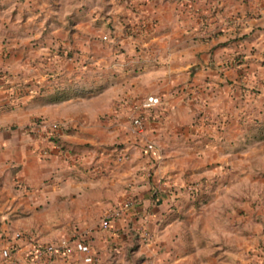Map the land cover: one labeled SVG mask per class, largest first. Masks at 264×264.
<instances>
[{"label": "crops", "instance_id": "obj_1", "mask_svg": "<svg viewBox=\"0 0 264 264\" xmlns=\"http://www.w3.org/2000/svg\"><path fill=\"white\" fill-rule=\"evenodd\" d=\"M73 1L80 5L71 15L66 13V18L58 16V9H67L61 1L28 0L26 9L45 12L44 25L35 19L28 20L27 25L15 21L17 14L23 18L28 15L21 12L20 6H14L13 21L0 15V264H39L34 257V234L44 235L48 242L66 236L71 242L79 237L91 244L90 253L54 255L51 264H166L167 260L161 261V245H128L127 239L145 218L149 220L148 230H158L161 244L160 220L169 215L167 203L174 198L171 190L163 188L162 204L152 205L154 197L149 189L153 182L144 172L150 167L148 159L129 160L112 168L110 161L99 155L117 137L122 115L111 113L103 119L99 114L93 117L84 113L81 120L88 123L83 129L60 133L68 147L40 142L48 146L49 152L46 158H39L33 147H37L40 133L32 134L24 125L38 116L61 118L63 114L55 111V106L60 109L87 95L55 100L54 95L62 94L59 90H64L63 84L53 87L44 80L36 87L39 92L33 93L30 86L20 83L22 87L16 88L2 75L22 72L12 62L36 54L31 42H53L69 34V27L76 22L89 25L91 20L94 30L100 29V16L91 10L107 9L113 21L112 33L122 48L115 49L121 54L111 52L110 56L112 90H116L110 100L116 99L119 92L136 90L160 95L168 109L161 126L153 121L147 130V137L164 146L165 154H175L172 162L167 159L154 168L157 179L162 169L173 168L176 155L191 153L200 146L190 148L186 141H192L190 131L199 126L193 121L205 101L215 118L210 122L220 124L223 130L211 129L201 158L210 165L204 169L213 167L216 158L237 153L238 183L244 187L264 186V0ZM5 2L0 3L1 13L8 9ZM185 4L193 10L183 15ZM208 11L213 12L207 15ZM118 12L128 28L119 25ZM39 25L45 27L44 33L37 32ZM94 42L99 40L94 38ZM95 57L103 61L100 51ZM101 80L80 91L98 89L100 93L107 86ZM179 88H186L189 96L186 98ZM179 134L182 142L177 145L171 140ZM121 149L137 154V147L131 148L128 143ZM90 150L94 153L89 161ZM251 165L258 170L253 179L246 175ZM175 170H171L174 180L180 174ZM25 184L28 190L22 188ZM257 192L245 190L239 195L242 201L252 198L258 207L264 198ZM128 194H136L139 199L136 209L132 207L127 215L114 220L109 230H103V210ZM18 232L21 234L16 237ZM4 249L9 250L8 257L3 256ZM255 259L254 264H264V259Z\"/></svg>", "mask_w": 264, "mask_h": 264}, {"label": "rangeland", "instance_id": "obj_2", "mask_svg": "<svg viewBox=\"0 0 264 264\" xmlns=\"http://www.w3.org/2000/svg\"><path fill=\"white\" fill-rule=\"evenodd\" d=\"M4 1L8 3L6 7L8 9L3 13L0 10V15L6 19L13 21L12 11H14V6H20L21 12L28 15L23 18L17 14L15 21H21L20 24L25 23L27 25L28 20L35 19L37 24L41 23V21L43 25L45 24V12L39 9L30 11L28 7L26 9L24 4H27L28 0H0V3L2 4ZM30 1L40 3V1L44 0ZM58 1H61L62 5L64 3L67 7L65 10L63 8L58 9V16L61 15V17L66 18L76 6L80 5V3L73 0ZM185 6L187 7L185 11L182 10L183 15H186V11L189 13L193 10V7L186 4ZM94 11L91 10V13L99 15L102 21L100 29L96 28L94 30L95 26L91 24V20L88 22L90 23L89 25L86 22H76V24H72L69 27V31L67 30L69 34H64L65 30H63L61 31L64 34L63 37H59L53 42H31L32 48L37 50L36 54L31 58L26 56L27 58H23L21 61L15 58V61L13 60L14 62H12L22 69V72L19 71V74H17L22 75V77L14 73L2 75L7 80L15 83L13 85L16 88L22 87L20 83L23 86H30L28 89H33V93L39 92L38 88L45 80L47 83H51L53 87L63 84L65 91L71 92V96L68 98L80 97L83 93L87 95V97L82 96V99L64 105L60 109H58L59 106L58 108L55 106V111L63 114L61 118L49 119V117L38 116L24 125L23 128L30 133H37V135L40 133L39 142L36 144L37 147H33V150L38 154L39 158H46L49 148L40 142L48 143L52 134L61 136L60 133L62 131L72 129L80 131V128L83 129L88 123L81 120L84 113L93 117L95 114H99L103 119L109 117L111 113V115L115 116L120 114L123 120L120 122V131L118 130L117 137L109 139L108 146L106 147L105 145L106 148L104 147L102 154L99 155L106 157L110 161L112 168L129 160L148 159L150 167L145 169L144 172H146V177L150 179V182H153L149 189V194L152 198L154 197L153 201L150 200L152 205L160 202L162 204L163 192L161 190L163 188L170 189L172 197H174L167 203L169 215L165 218L162 217L160 220L161 244L158 240V230L156 228L153 231L152 229L148 230L149 220L143 218L144 221H141L142 226L137 232L134 230V233H130V237L127 239L128 245H161V261L167 260L166 264H174V262L179 264H254V261L258 260L255 257L264 259V201L258 203V207H256L257 203H254L252 198L242 201L239 195L245 190H250V192L252 191L255 194L256 189H258L257 193H260V197L263 199L264 186L247 185L244 187L238 183L237 161L239 158L237 153L227 154L225 158H216L213 162V167L210 166L208 169H204L205 166L210 165L209 163L206 165L201 158L205 156L203 151L210 138L211 129L214 127L213 129L223 130L220 124L210 122L214 117L205 101L202 103L204 107L193 121V124H199V126L196 127L197 130L190 131L189 138L192 141H186V146L190 148H194L197 144L200 146L197 145L191 153L176 155L172 169L180 172L179 177L176 178L177 180L171 177L172 169H162L161 174L158 173L159 179H157L154 168L157 169L158 164L164 163L167 159L172 162L175 154H165L163 152L164 146L161 147L157 140L147 137V130L153 121L161 126V121L169 114L168 109L163 106L160 95L141 93L136 90L119 92L116 99L110 100L113 91H116L112 90L114 84H111L110 56L111 52L112 54H121V51H116L115 49L120 50L122 48L120 42L116 41L112 33L113 26L111 23L113 21L110 18L109 11L104 8L101 9V13ZM34 12L36 15L29 14ZM133 12L137 11L134 10ZM212 12L208 11L206 13L208 15ZM118 13L120 14L121 12ZM214 13L219 15L221 12L214 11ZM122 17L121 13L119 25L123 24V29L128 28ZM44 28L39 25L37 32L44 33ZM94 32L98 36H93ZM72 33H75V36H70ZM93 37L99 40L98 43L102 44V48L97 42H94ZM98 50L103 55L102 62H99L95 57L96 53L99 52ZM20 62L23 64L20 65ZM99 79H102L103 85L107 84L100 93L98 89L80 91L83 87L88 89ZM20 80L22 81L18 82ZM178 90L183 92L181 94L186 95V98L189 96L186 88H182V90L179 88ZM150 95H156L159 98L158 103L144 106V100ZM136 117H140L143 120V128L140 130L134 124ZM206 127L210 131H207ZM171 141L175 144L177 143V145L182 142L180 134ZM127 143L131 148L137 147V154L133 153V155H130V153L128 154L121 149ZM90 152L92 153L88 157L90 158L89 161L93 158L92 155L94 153L92 150ZM252 158L253 156L251 155ZM233 167L236 170H233ZM106 173H109V171ZM204 173L208 175L205 176ZM257 173L258 170H255L251 165V170H247L246 175L250 174L249 177L253 179L258 175ZM161 179L164 181L161 182ZM25 186L26 184L22 188L28 190V187ZM135 195L128 194L123 200L104 209L100 227L103 230L110 229L101 226L102 220L108 212L117 207L119 208L125 201H131L132 205L121 217L127 215L129 209L138 205L139 199ZM118 218L113 219L112 222ZM144 232L149 234V239L143 240L140 237V233ZM19 234L21 233L18 232L15 236L19 237ZM34 235V237H38L43 241H48L44 238V235ZM67 239L64 236L59 237L55 241L49 240V242L60 243L63 240L71 242ZM253 245L255 246L253 247ZM243 247H245V250H243ZM143 255L144 253L139 257ZM156 256L151 259L154 260Z\"/></svg>", "mask_w": 264, "mask_h": 264}, {"label": "built area", "instance_id": "obj_3", "mask_svg": "<svg viewBox=\"0 0 264 264\" xmlns=\"http://www.w3.org/2000/svg\"><path fill=\"white\" fill-rule=\"evenodd\" d=\"M159 98L156 95H150L144 100V106H151L158 103ZM135 126L140 130L143 128V120L140 117L134 119ZM132 205L131 201H125L119 208L108 212L102 220L101 226L103 228H110L113 219L121 217L125 211ZM20 235V234H19ZM140 237L144 240L149 239V234L140 233ZM34 257L39 264H51L50 257L58 254H71L74 251H82L90 253L92 251L91 244L83 238H76L72 242L66 240L60 243L48 242L33 237ZM3 256H9V250H3Z\"/></svg>", "mask_w": 264, "mask_h": 264}, {"label": "trees", "instance_id": "obj_4", "mask_svg": "<svg viewBox=\"0 0 264 264\" xmlns=\"http://www.w3.org/2000/svg\"><path fill=\"white\" fill-rule=\"evenodd\" d=\"M59 91L62 92V94L61 95H54V99L55 100L62 98V96H63V98L64 97L67 98V97L71 96V92L65 91V89L64 90H59ZM50 141H52L53 143L59 145L63 149L68 147V145L61 140L60 135H53L52 134L50 136Z\"/></svg>", "mask_w": 264, "mask_h": 264}]
</instances>
